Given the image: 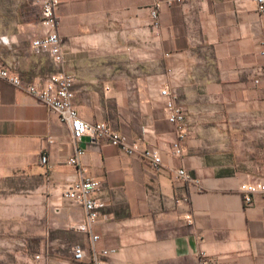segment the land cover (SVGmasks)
I'll list each match as a JSON object with an SVG mask.
<instances>
[{
  "label": "crops",
  "instance_id": "1",
  "mask_svg": "<svg viewBox=\"0 0 264 264\" xmlns=\"http://www.w3.org/2000/svg\"><path fill=\"white\" fill-rule=\"evenodd\" d=\"M54 17L60 65L32 52L23 31L0 36V63L22 85L69 74L82 121L103 123L159 163L88 137L74 145L54 113L0 79V264H91V246L109 251L103 264H197L200 254L212 264H264V196L245 205L238 190L264 180V13L255 2L57 0ZM162 87L184 114L180 156L169 151L176 131ZM85 179L99 183L102 203L90 234L70 228L83 210L54 190ZM3 230L30 240V254L19 261L16 247L1 249Z\"/></svg>",
  "mask_w": 264,
  "mask_h": 264
},
{
  "label": "built area",
  "instance_id": "2",
  "mask_svg": "<svg viewBox=\"0 0 264 264\" xmlns=\"http://www.w3.org/2000/svg\"><path fill=\"white\" fill-rule=\"evenodd\" d=\"M209 1L214 0H197ZM257 5V11L264 13V0H252ZM32 5L36 6L39 13L38 29L32 35L29 45L34 53H45L55 65L62 63V41L56 32V20L54 11L57 6V0H31ZM151 18H155V9L149 13ZM259 55L264 57V43L259 51ZM264 71V69H263ZM0 79L6 81L16 88H21L25 93L31 96L39 105L47 111L54 113L58 120L66 125L71 142L75 145L82 137H88L93 145H106L119 149L127 156H135L145 159L152 167L156 168L159 163V158L150 150H139L134 144L121 134L110 130L103 123H87L82 121L72 105V83L73 79L69 74L54 73L49 74L43 80L40 86L22 85L18 77L10 73L0 63ZM254 84L258 80L253 81ZM159 97L163 102L165 119L168 123L175 127L176 140L170 145L169 151L174 156H180L182 152V144L186 137L184 123V114L179 105L175 103V92L162 87L158 91ZM47 144H51V139H46ZM81 153L80 150L74 148V156L67 160L70 165H75L77 156ZM39 164L46 167L47 159L44 154L39 156ZM264 165V161H263ZM177 176L186 182H193L192 179L184 171H177ZM99 188V183L92 179L78 180L68 186L55 188L56 194L65 201L81 207L84 213L82 221L71 226L78 232L90 234L91 228L95 223L98 210L102 207V203L94 197ZM243 203L250 205L253 195L260 194L264 196V180H256L251 183H243L239 186ZM50 194V193H48ZM185 201V199H183ZM190 218L186 217V223H190ZM97 239L96 236H91V243ZM72 257L76 261H81L85 257L84 250L79 246H73ZM109 251L96 252L91 246L89 252V261L91 264H103L101 259L106 257ZM34 259H38L35 255ZM197 264H212L200 254L197 257Z\"/></svg>",
  "mask_w": 264,
  "mask_h": 264
},
{
  "label": "rangeland",
  "instance_id": "3",
  "mask_svg": "<svg viewBox=\"0 0 264 264\" xmlns=\"http://www.w3.org/2000/svg\"><path fill=\"white\" fill-rule=\"evenodd\" d=\"M39 13L36 6L32 5L31 0H0V36H8L15 31L28 32L34 35L38 29ZM24 28V29H23ZM3 230L1 239V249H9V246L16 247L18 250L19 261L30 254L32 248L26 244L22 236L8 237ZM4 255V253H3Z\"/></svg>",
  "mask_w": 264,
  "mask_h": 264
},
{
  "label": "trees",
  "instance_id": "4",
  "mask_svg": "<svg viewBox=\"0 0 264 264\" xmlns=\"http://www.w3.org/2000/svg\"><path fill=\"white\" fill-rule=\"evenodd\" d=\"M27 243H28V246H31V241L30 240H28Z\"/></svg>",
  "mask_w": 264,
  "mask_h": 264
}]
</instances>
